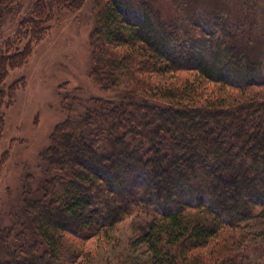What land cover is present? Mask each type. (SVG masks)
Instances as JSON below:
<instances>
[{
  "label": "trees",
  "instance_id": "16d2710c",
  "mask_svg": "<svg viewBox=\"0 0 264 264\" xmlns=\"http://www.w3.org/2000/svg\"><path fill=\"white\" fill-rule=\"evenodd\" d=\"M93 1L91 79L123 90L116 100L68 98L88 107L55 127L34 189L25 176L30 217L0 224V264H92V239L140 213L149 219L122 264L264 261L241 248L243 226L264 220V57L249 50L258 40H242L249 28L224 10L166 19L154 0ZM87 2L35 0L18 39L40 41L45 23ZM173 2L182 14L189 0ZM18 5L0 0V19ZM25 47L0 51V83L27 62Z\"/></svg>",
  "mask_w": 264,
  "mask_h": 264
},
{
  "label": "rangeland",
  "instance_id": "374dc122",
  "mask_svg": "<svg viewBox=\"0 0 264 264\" xmlns=\"http://www.w3.org/2000/svg\"><path fill=\"white\" fill-rule=\"evenodd\" d=\"M34 1L20 0L18 7L8 10L0 19V51L12 54L32 43L27 62L9 69L0 83V91L4 92L0 103V224L2 221H25L24 217H18L25 209L21 203L22 188L27 182L25 176L33 174L28 186L34 189L42 179L41 155L50 145L55 127L79 116L84 107H88L87 104H79V107L76 103L71 107L68 98L74 95L85 100H116L123 90H104L91 79L94 66L91 40L96 21L94 1L88 0L78 11L57 12L53 20L45 23L48 31L40 41L33 42L31 34L26 33L18 39L16 32L25 24ZM173 3V0H154L155 7L166 19L187 18L194 11L216 14L224 10L230 22L235 25L243 22L249 28L250 36L242 40H258L255 51L249 49L250 54L264 57V0H189L182 14ZM10 213L15 214L12 220ZM147 219L146 213L135 214L119 224L116 230L92 239L88 244L89 257L84 262L122 264L120 260L127 255L131 238L141 222ZM243 228L242 239L250 237L246 244H242L241 239V248L251 246L246 249L248 260L264 256V239L261 237L264 220L257 216Z\"/></svg>",
  "mask_w": 264,
  "mask_h": 264
}]
</instances>
